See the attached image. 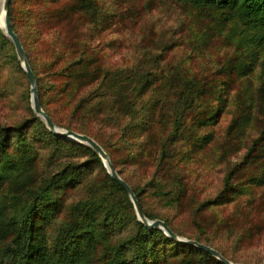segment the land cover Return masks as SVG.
Masks as SVG:
<instances>
[{
	"label": "rangeland",
	"instance_id": "rangeland-1",
	"mask_svg": "<svg viewBox=\"0 0 264 264\" xmlns=\"http://www.w3.org/2000/svg\"><path fill=\"white\" fill-rule=\"evenodd\" d=\"M2 3L0 247L25 216L42 227L38 244L55 247L69 207L91 201L96 225L79 220L78 240L91 235L89 255L128 238L126 264L142 247L150 264H222L146 231L102 157L53 135L33 109ZM7 11L41 108L102 147L147 219L233 264H264V59L242 20L179 0H9ZM51 178V195L34 198Z\"/></svg>",
	"mask_w": 264,
	"mask_h": 264
},
{
	"label": "trees",
	"instance_id": "trees-1",
	"mask_svg": "<svg viewBox=\"0 0 264 264\" xmlns=\"http://www.w3.org/2000/svg\"><path fill=\"white\" fill-rule=\"evenodd\" d=\"M179 1L188 3L195 8L214 10L216 12L222 13L227 18L235 17L239 20H242L244 22L245 28L251 31V41L258 45L263 52L264 59V0ZM53 135L55 134L53 133ZM55 136L57 138L62 137L58 135ZM54 183L55 180H53V178H51L50 181H45L44 184L34 192V198H48L51 195V188L53 187ZM114 184L118 190H125L117 181H115ZM134 193H136L135 195L138 198L137 192ZM88 203L90 204L92 202L80 201L69 207L70 212L67 215L68 217L60 222V225L57 228V233L53 239V245H55V247H49V249L38 244V242L45 239L46 236L43 234V232L38 233V229H41L42 227H35L33 216H25L23 218L14 219L13 221L11 220L10 224H14V231L7 243L3 247H0V264H126V245L128 244V241H125L128 238L116 241L115 244L110 245V247L108 245L105 246L109 247L110 251L106 252L104 247V251H102L100 256L95 255L94 252L90 253V255L86 252L87 248L93 245L92 241H87L89 238L87 236L91 237V235H86L88 232H84L82 234V241H78L80 230L79 220L83 221L85 223V228L89 230L94 228L96 225L94 213L97 209V206L84 207V204ZM54 207H57V203ZM79 209L80 211H83L81 213V217L75 215L74 212ZM153 228L154 227H148L145 228V230L151 232ZM167 238L170 242L175 243V245L178 247L193 246L201 251H205L196 245L179 242L170 236ZM150 257V252L146 248L142 247V249L138 251L137 262L138 264H150L152 262ZM222 264L225 263L222 262Z\"/></svg>",
	"mask_w": 264,
	"mask_h": 264
},
{
	"label": "water",
	"instance_id": "water-1",
	"mask_svg": "<svg viewBox=\"0 0 264 264\" xmlns=\"http://www.w3.org/2000/svg\"><path fill=\"white\" fill-rule=\"evenodd\" d=\"M8 1L9 0H3V9H4L3 28H4L5 33L11 39V41L15 47V50H16L20 60L22 61V65H23V68L25 70V73L28 77V80H29V83L31 86L33 109L37 115H39L40 117H42L44 119L46 125L49 127L51 132L54 133L55 135L70 138V139L80 141V142H84V143H87L88 145H90L102 157V159L104 160L112 178L115 181H117L125 189V191L130 195V197H131V199L135 205L138 218L140 219V221L142 223H144V225H146L148 227H159L162 230H164L173 239H175L179 242H184V243L196 245L200 249H203V250L207 251L208 253H210L211 255L217 257L223 263L233 264L228 259H226L218 250L214 249L213 247H211L209 245L198 242L196 240L180 238L166 225V223L163 220H161V219H153V220L147 219L145 217V215L143 214L141 208H140V205L138 203L136 195L134 194V191L132 190L131 186L124 179H122L120 177V175L116 172V170L114 169L112 163L109 161V158H108L107 154L105 153V151L102 149V147L93 138H91L90 136H88L86 134H82V133L76 132V131L71 130V129H61L53 123V121L50 119L48 114L40 106V103H39V100L37 97L35 74L32 71V69L28 63V59H27L26 53L24 51V48L22 47V45L18 39V36L16 35L14 30L12 29L10 19L8 17V11H7L8 10ZM235 264H245V263H235Z\"/></svg>",
	"mask_w": 264,
	"mask_h": 264
},
{
	"label": "bare ground",
	"instance_id": "bare-ground-1",
	"mask_svg": "<svg viewBox=\"0 0 264 264\" xmlns=\"http://www.w3.org/2000/svg\"><path fill=\"white\" fill-rule=\"evenodd\" d=\"M3 4V3H2ZM2 8V7H1ZM3 14H4V11H3V13H2V17H1V19L3 20ZM2 20H1V22H2Z\"/></svg>",
	"mask_w": 264,
	"mask_h": 264
}]
</instances>
